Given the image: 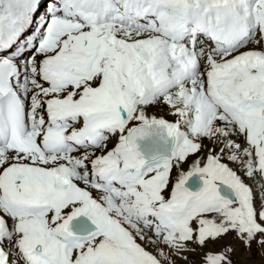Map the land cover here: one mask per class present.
I'll use <instances>...</instances> for the list:
<instances>
[{
    "label": "snow or ice",
    "instance_id": "6c2138e0",
    "mask_svg": "<svg viewBox=\"0 0 264 264\" xmlns=\"http://www.w3.org/2000/svg\"><path fill=\"white\" fill-rule=\"evenodd\" d=\"M0 264H264V0H0Z\"/></svg>",
    "mask_w": 264,
    "mask_h": 264
}]
</instances>
